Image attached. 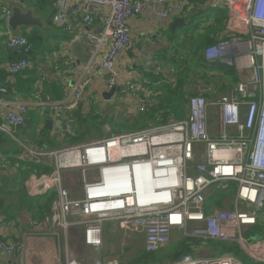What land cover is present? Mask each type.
Returning <instances> with one entry per match:
<instances>
[{"label": "built area", "instance_id": "2783aa9c", "mask_svg": "<svg viewBox=\"0 0 264 264\" xmlns=\"http://www.w3.org/2000/svg\"><path fill=\"white\" fill-rule=\"evenodd\" d=\"M55 12L53 23L71 31L68 10L71 3L80 1L82 23L91 28L98 13L107 12L104 30L86 33L89 56L85 74L105 79L107 88L117 83L116 62L130 46L128 21L135 16L158 8L160 19L182 12L183 6L167 0H45ZM1 19L7 22L11 15L10 4L24 0H0ZM214 7H225L229 17L227 29L237 37L208 46L203 55L206 61L234 65L248 69L249 76L239 81L227 93L212 99L191 96L188 99L189 117L183 122L145 128L131 133H109L99 141L68 146L56 151L44 148L30 150V160L50 158L55 161L51 174H30L26 191L32 197L57 192V202L50 213L51 222L61 233L67 229L83 228L82 242L99 253L103 246L102 228L115 222L125 232L143 234L145 251L149 254L163 248L173 232L197 239L235 243L243 255L258 264H264V237L247 239L244 232L257 222L258 211L264 209V0H222ZM8 27V26H7ZM0 44L8 51H27L25 36L14 35L6 29ZM236 52L234 58H229ZM6 79L0 85V134L12 137L14 127L27 119L30 110L44 114L42 103L9 99L8 84L33 68L28 59L0 65ZM61 101L46 96L52 110L60 114V135H73L66 116L78 108L81 90ZM140 85L128 83L125 91L141 107L144 97L138 94ZM80 90V91H79ZM143 110V109H141ZM214 112L218 132L211 134L208 122ZM105 155L99 157L98 154ZM28 154V153H27ZM201 157V162L195 163ZM97 167V172H94ZM164 168V169H162ZM79 172L82 180L81 198H74L63 183V174ZM131 172L115 183L109 174ZM144 176L148 198L140 196L133 183L137 175ZM237 184L232 210L206 206L209 192L216 185L226 189ZM110 187L92 192V189ZM214 191L213 194L214 195ZM239 204L251 207L254 212L239 210ZM23 245L15 241L0 240V252H22ZM66 264H83L68 255ZM92 264H120L115 259L95 260ZM165 264H242L231 254L193 259L184 255L177 261Z\"/></svg>", "mask_w": 264, "mask_h": 264}, {"label": "crops", "instance_id": "0c3cea01", "mask_svg": "<svg viewBox=\"0 0 264 264\" xmlns=\"http://www.w3.org/2000/svg\"><path fill=\"white\" fill-rule=\"evenodd\" d=\"M221 1H175L182 4L183 10L166 20L159 18L157 7L142 16L130 18V46L116 62L117 87L121 90L109 101L101 96L109 90L105 79L98 75L88 76L84 70L90 48L86 33L89 30L95 34L101 33L106 25L107 12L98 13L92 27L86 28L82 23L81 9L76 8L80 1H73L67 12L71 31H65L53 23L55 10L50 1L24 0L21 4L8 5L11 11L14 8L22 12L30 11L41 21L40 27L19 28L18 34L37 31L44 41L40 48L42 51L27 58L33 63V68L16 76L8 84L9 99L42 103L44 114L32 109L27 114L28 126L12 129V137L19 135L23 141L18 142L19 146H13L7 136L0 134V240L24 245L20 253L0 252V264H66L68 255L83 264H92L97 259H115L120 264H147L144 261L143 237L138 249L142 253L139 254L137 250L124 259V252L131 253L128 239L120 244L125 246V250L119 251L112 246V241L106 239L99 253H96L83 244L81 228L61 233L50 219L57 193L32 197L26 191L30 174H51L55 170V161L53 158L31 161L29 153L32 149L51 151L99 141L109 133H131L170 122L186 121L189 117V97L201 95L212 99L245 80L249 76L248 69H238L230 64H223L225 67L221 69L213 68L216 62L206 61L203 55L208 46L238 36L227 29L228 10L213 6ZM169 2L171 4L173 1L167 0L163 6ZM1 14L0 9V41L4 38L1 34L8 29L3 19L1 22ZM13 52L0 44V65L11 61ZM235 53L229 56L231 60ZM0 79L1 85L6 79L3 70L0 71ZM81 83H85L78 103V107H82L81 115L72 117L71 113L66 116L63 127L69 121L73 135L64 137L58 132L62 126L60 114L52 110L46 96L56 101L67 99L78 91ZM128 83L140 85L137 91L145 99L144 107L125 91ZM196 92L200 94L196 95ZM48 120L52 124H46ZM106 121L114 125L113 130L106 123L104 126L108 130L100 131L101 124ZM88 127L98 128L99 135L86 138ZM208 128L211 134L219 129L213 111ZM200 162L199 156L195 163ZM63 183L74 198L83 196L82 180L77 171L64 173ZM113 225L116 226L115 223H107V229ZM174 235L176 233L172 234L171 240L176 238ZM168 248L157 254L165 260L164 263L172 262L169 258L165 259Z\"/></svg>", "mask_w": 264, "mask_h": 264}, {"label": "rangeland", "instance_id": "374dc122", "mask_svg": "<svg viewBox=\"0 0 264 264\" xmlns=\"http://www.w3.org/2000/svg\"><path fill=\"white\" fill-rule=\"evenodd\" d=\"M106 123L109 124V128L111 130H113V126L114 125L110 124L109 121H106L103 124H101L100 131H107L108 130V127L105 128V126H104ZM87 130H88V133L86 132V134H87L86 138L96 137L100 133L98 128L93 129L92 127H88ZM6 138L9 139L13 143V146H15V147L19 146L18 142H23L19 135H17V136L14 135L13 139L16 140V141L11 140L10 139L11 137H6ZM228 187H229L228 193H226L225 190H223L221 188H218L216 185L212 186L211 189H213V190H211L209 192V194H208V195H211V196L207 197V201H208L207 203H208V205L211 208L215 205L219 209H224V210L230 209V210H232L233 204L235 202L237 184L236 185L235 184H230ZM230 187H231V189H230ZM213 191L215 193L214 195H212ZM210 197H212V198H210ZM216 200L218 201L217 204H215ZM239 210L246 211V212H249V213L254 212V210L251 207H249L247 205H241V204H239ZM259 213H260V211H258L257 216L260 218L261 223H264V211L261 212V215H259ZM257 221H258V219H257ZM112 223H115V222H112ZM108 227L109 226H107V224H106V227H104V235H103L104 236V240L108 239V241H112V243H111L112 246L114 245V247H116L119 251L125 250L124 249L125 246L124 245H120V244L123 243V240L128 239L130 241V245L128 246V249H130L131 253L127 254L126 252H124V256H123L124 259H126L129 256H131L135 251H137L139 249L140 244H142V235L141 234L135 233V232H125V233H123V232L119 231L117 229V226H115V225H113L111 227V229H107ZM173 233H176V235H174V236H176V238L181 239V240H183L186 237L182 233H179V232H173ZM249 235H252V240H258L260 238V235H256L255 232L254 233H250ZM176 238L172 239V241L177 240ZM195 243H197V242H195ZM175 248H176V245H175L174 242H172L169 245V248L167 249V251L170 252V251L174 250ZM137 252H139V254H141L142 250H140V251L138 250ZM157 254H158V252L156 253V255ZM194 254L199 256V257H208V256L214 257V256H217V254L215 253V250H213L212 244L210 242H204L203 246H200L197 250L194 251ZM248 260L253 262V263H255L254 261H252L250 259H248ZM133 261H131V262L133 263ZM164 262H165L164 259H158L156 257L154 263H156V264H165ZM150 263L151 262H149L147 264H150ZM255 264H258V263H255Z\"/></svg>", "mask_w": 264, "mask_h": 264}, {"label": "trees", "instance_id": "16d2710c", "mask_svg": "<svg viewBox=\"0 0 264 264\" xmlns=\"http://www.w3.org/2000/svg\"><path fill=\"white\" fill-rule=\"evenodd\" d=\"M1 22H3L2 19H1ZM23 36H25L27 39V44H28L27 51L26 52L22 51L21 53H17L16 51H14L10 55V60H11L10 62L19 61L21 59H27L28 57L29 58L33 57L34 54L42 51V50H40V48L43 47L44 41H43L42 36L40 35L39 32L34 31L32 33L29 32L28 34L24 33ZM222 67H225V65L216 62L215 66L213 68H218V69L220 68L221 69ZM0 82H2V79H0ZM228 189H229V187L224 189L226 191V193H228ZM230 189H231V187H230ZM210 198H212V197H210ZM217 203H218V201L216 200L215 204H217ZM263 211H264L263 209L260 210L259 215H261V212H263ZM257 219H258V222H257L256 227L251 232H249L248 235L250 233L255 232L256 235L264 236V223H261V220L258 216H257ZM249 236H252V235H249ZM172 242L175 243L176 248L170 252H167L168 254H166V257H165V259L169 258L170 262L171 261L172 262L177 261L178 259H180L184 255L193 254L195 250L191 246L194 245V246L199 247L203 241L197 240L195 238L185 237L183 240H174ZM195 242H197V243H195ZM207 242H210L212 244V248H213V250H215V253L217 255H222L223 253H232L240 261H242L243 264H255V263L249 261L243 254H241V252L238 250V247L235 243H225V242L211 241V240H207ZM156 257L158 259H161L159 257V255H156V253H154V254L146 253L144 256V261L147 263L151 262L153 264L155 262Z\"/></svg>", "mask_w": 264, "mask_h": 264}, {"label": "water", "instance_id": "95a60500", "mask_svg": "<svg viewBox=\"0 0 264 264\" xmlns=\"http://www.w3.org/2000/svg\"><path fill=\"white\" fill-rule=\"evenodd\" d=\"M10 17L7 19V26L10 28L12 33L14 35H18L17 30L19 28H30V27H40L41 21L39 18L34 17L33 13L30 11L22 12L19 8H14L11 11ZM182 24H184L183 20H180ZM175 24V21H174ZM121 88L117 86H113L108 91H105L103 94H101L102 98L105 101H109L116 92L120 91ZM196 95H199L200 92H196ZM82 111V107L79 106L73 113L72 117H80ZM46 124H52V121L48 120ZM28 126V120L26 119L25 122L21 125L16 126V129H22L24 127ZM2 135V134H1ZM0 135V136H1ZM136 183V182H135ZM2 205V204H1Z\"/></svg>", "mask_w": 264, "mask_h": 264}, {"label": "bare ground", "instance_id": "6f19581e", "mask_svg": "<svg viewBox=\"0 0 264 264\" xmlns=\"http://www.w3.org/2000/svg\"><path fill=\"white\" fill-rule=\"evenodd\" d=\"M96 18V17H95ZM129 32H130V30H129ZM14 62H16V61H14ZM0 69H3V67H1ZM114 86H117V83L114 85ZM111 89V88H110ZM139 91V90H138ZM137 91V92H138ZM139 94V93H138ZM81 96V95H80ZM79 96V97H80ZM29 113V112H28ZM51 151H56V150H51ZM98 156L99 157H104L105 155H102L101 153L100 154H98ZM95 169H94V172H97V167H94ZM162 169H164V168H162ZM73 175V174H72ZM78 175H79V172H78ZM131 176L132 175V173L131 172H128V171H126V172H123V173H118V174H115V173H112V174H109L108 175V178L109 179H111L112 180V182L113 183H115L117 180H119V179H121L122 177H124V176ZM133 188L134 189H136L137 190V192H138V194L140 195V196H142V197H144L145 199L146 198H148V188H147V186H146V181H145V179H144V176H141L140 174H138L137 175V177H136V183H133ZM81 189H82V187H81ZM110 189V187H106V188H98V189H92L91 191L92 192H101V193H103V192H105V191H107V190H109ZM53 192H56V191H53ZM57 193V192H56ZM85 192L82 190V194H84ZM206 206L207 207H209V208H211L209 205H208V203H206ZM212 208H216L215 207V205L212 207ZM258 222V221H257ZM257 222H256V224L252 227V228H250V229H248V230H246L245 232H244V234H243V236L245 237V238H247V239H251L252 240V236H249L248 235V233L249 232H251L255 227H256V225H257ZM55 226V225H54ZM74 228H76V227H74ZM71 229H73V228H69V229H67V232H69ZM82 229V234L84 233V230H83V228H81ZM102 231H103V233H104V227L102 228ZM186 236V235H185ZM142 237L144 238V235L142 234ZM186 237H190V236H186ZM264 236H260V238H263ZM190 238H194V237H190ZM195 239H197V238H195ZM197 240H202V239H197ZM171 237H170V241L163 247V248H161L160 250H162V249H164L165 247H167L170 243H171ZM203 241V240H202ZM255 241V240H254ZM144 242H145V238H144ZM204 242H207V240H205V241H203L201 244H200V246H203V243ZM221 242V241H220ZM102 243H104V238L102 239ZM199 246V247H200ZM194 250H197L199 247L198 246H191ZM238 247V246H237ZM23 249H24V245H23ZM144 250H145V248H144ZM160 250H158V251H160ZM238 250L241 252V254H243L242 253V251L238 248ZM158 251H156L155 253H157ZM146 252V251H145ZM14 253H18V252H14ZM146 253H148V252H146ZM13 254V253H12ZM149 254V253H148ZM151 254V253H150ZM152 254H154V253H152ZM226 253H223V255H225ZM227 254H231V255H233L232 253H227ZM187 255H189V256H191L193 259H200V258H204V257H199V256H197V255H195L194 253L193 254H187ZM234 256V255H233ZM236 259H238L236 256H234ZM97 260H99V259H97ZM239 260V259H238ZM240 261V260H239ZM241 263H242V261H241ZM156 264V263H155ZM243 264V263H242Z\"/></svg>", "mask_w": 264, "mask_h": 264}, {"label": "clouds", "instance_id": "9594fccd", "mask_svg": "<svg viewBox=\"0 0 264 264\" xmlns=\"http://www.w3.org/2000/svg\"><path fill=\"white\" fill-rule=\"evenodd\" d=\"M136 182V181H135Z\"/></svg>", "mask_w": 264, "mask_h": 264}]
</instances>
